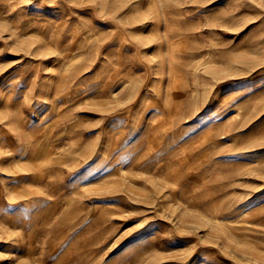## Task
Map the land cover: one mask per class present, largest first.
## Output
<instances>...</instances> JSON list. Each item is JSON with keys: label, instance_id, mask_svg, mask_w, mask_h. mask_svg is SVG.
Listing matches in <instances>:
<instances>
[{"label": "rangeland", "instance_id": "rangeland-1", "mask_svg": "<svg viewBox=\"0 0 264 264\" xmlns=\"http://www.w3.org/2000/svg\"><path fill=\"white\" fill-rule=\"evenodd\" d=\"M0 264H264V0H0Z\"/></svg>", "mask_w": 264, "mask_h": 264}]
</instances>
